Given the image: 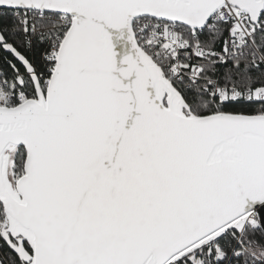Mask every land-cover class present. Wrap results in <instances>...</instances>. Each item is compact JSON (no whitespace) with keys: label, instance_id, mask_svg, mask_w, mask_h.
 <instances>
[{"label":"snow or ice","instance_id":"snow-or-ice-1","mask_svg":"<svg viewBox=\"0 0 264 264\" xmlns=\"http://www.w3.org/2000/svg\"><path fill=\"white\" fill-rule=\"evenodd\" d=\"M0 264H264V0H0Z\"/></svg>","mask_w":264,"mask_h":264}]
</instances>
